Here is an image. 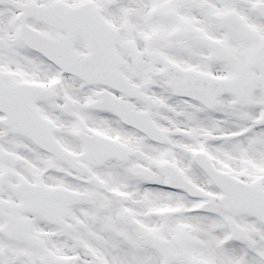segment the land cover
<instances>
[{"label": "snow or ice", "instance_id": "6c2138e0", "mask_svg": "<svg viewBox=\"0 0 264 264\" xmlns=\"http://www.w3.org/2000/svg\"><path fill=\"white\" fill-rule=\"evenodd\" d=\"M0 264H264V0H0Z\"/></svg>", "mask_w": 264, "mask_h": 264}]
</instances>
